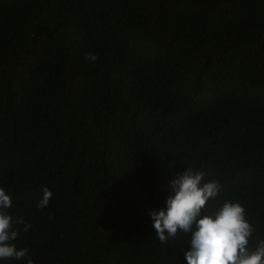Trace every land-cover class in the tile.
<instances>
[{"label":"trees","instance_id":"trees-1","mask_svg":"<svg viewBox=\"0 0 264 264\" xmlns=\"http://www.w3.org/2000/svg\"><path fill=\"white\" fill-rule=\"evenodd\" d=\"M186 167L264 239V0H0V264H186L149 216Z\"/></svg>","mask_w":264,"mask_h":264},{"label":"clouds","instance_id":"clouds-1","mask_svg":"<svg viewBox=\"0 0 264 264\" xmlns=\"http://www.w3.org/2000/svg\"><path fill=\"white\" fill-rule=\"evenodd\" d=\"M85 59L94 62L98 57L88 53ZM204 176V172L186 167L167 185L170 195L164 206L149 212L159 241L166 243L179 234H190L188 250L182 249L186 264H264V239L250 246L255 227L240 202L224 199L215 204L213 212L201 215L206 202L216 201L221 189L217 180L205 182ZM51 197L52 192L43 188L37 207L46 208ZM13 207L10 195L0 187V260L22 261L28 257V249L17 248L13 241L20 232L18 225H23L24 232L31 226L22 218L13 219L7 211ZM27 264L33 261L28 258Z\"/></svg>","mask_w":264,"mask_h":264}]
</instances>
